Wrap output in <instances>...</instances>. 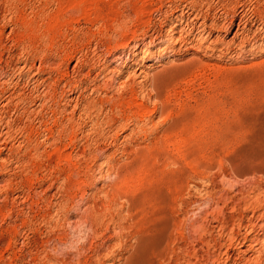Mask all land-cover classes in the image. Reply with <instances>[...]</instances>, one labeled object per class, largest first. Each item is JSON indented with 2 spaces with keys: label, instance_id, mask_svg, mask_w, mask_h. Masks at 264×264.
Here are the masks:
<instances>
[{
  "label": "rangeland",
  "instance_id": "rangeland-1",
  "mask_svg": "<svg viewBox=\"0 0 264 264\" xmlns=\"http://www.w3.org/2000/svg\"><path fill=\"white\" fill-rule=\"evenodd\" d=\"M0 264H264V0H0Z\"/></svg>",
  "mask_w": 264,
  "mask_h": 264
}]
</instances>
